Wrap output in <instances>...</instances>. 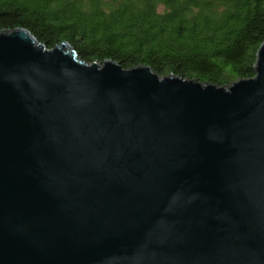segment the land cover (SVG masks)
<instances>
[{"label": "water", "instance_id": "95a60500", "mask_svg": "<svg viewBox=\"0 0 264 264\" xmlns=\"http://www.w3.org/2000/svg\"><path fill=\"white\" fill-rule=\"evenodd\" d=\"M202 85L0 33V264H264V44Z\"/></svg>", "mask_w": 264, "mask_h": 264}, {"label": "trees", "instance_id": "16d2710c", "mask_svg": "<svg viewBox=\"0 0 264 264\" xmlns=\"http://www.w3.org/2000/svg\"><path fill=\"white\" fill-rule=\"evenodd\" d=\"M17 29L87 64L229 88L255 76L264 0H0V33Z\"/></svg>", "mask_w": 264, "mask_h": 264}]
</instances>
